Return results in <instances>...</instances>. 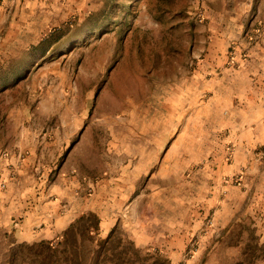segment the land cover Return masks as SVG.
Instances as JSON below:
<instances>
[{
	"label": "rangeland",
	"instance_id": "374dc122",
	"mask_svg": "<svg viewBox=\"0 0 264 264\" xmlns=\"http://www.w3.org/2000/svg\"><path fill=\"white\" fill-rule=\"evenodd\" d=\"M88 211L169 264H264V0H0V264Z\"/></svg>",
	"mask_w": 264,
	"mask_h": 264
},
{
	"label": "trees",
	"instance_id": "16d2710c",
	"mask_svg": "<svg viewBox=\"0 0 264 264\" xmlns=\"http://www.w3.org/2000/svg\"><path fill=\"white\" fill-rule=\"evenodd\" d=\"M41 259L38 264H169L161 255H141L132 242L124 243L117 228L99 237V217L93 211L81 214L61 232L56 243H37Z\"/></svg>",
	"mask_w": 264,
	"mask_h": 264
}]
</instances>
